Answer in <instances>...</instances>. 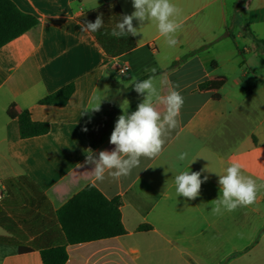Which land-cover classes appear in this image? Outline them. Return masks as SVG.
<instances>
[{
  "label": "crops",
  "instance_id": "obj_1",
  "mask_svg": "<svg viewBox=\"0 0 264 264\" xmlns=\"http://www.w3.org/2000/svg\"><path fill=\"white\" fill-rule=\"evenodd\" d=\"M12 1L38 23L0 47V237L13 241L0 242V264H43L41 250L64 242L57 210L89 184L121 199L127 232L68 244L65 264H264V188L252 205L212 213L216 173L232 163L264 184V84H244L251 57L264 52V0H170L181 9L178 44L169 47L148 22L132 36L135 47L117 56L95 35H110L134 11L132 0ZM98 15L99 31H81ZM150 76L162 95H182L178 127L129 176L95 180L87 156L114 149L118 117L144 99L132 84ZM69 83L75 91L65 106L39 103ZM94 95L104 98L100 110L86 111ZM13 104L48 122L49 132L21 138L8 115ZM187 170L208 177L191 200L174 183Z\"/></svg>",
  "mask_w": 264,
  "mask_h": 264
},
{
  "label": "clouds",
  "instance_id": "obj_2",
  "mask_svg": "<svg viewBox=\"0 0 264 264\" xmlns=\"http://www.w3.org/2000/svg\"><path fill=\"white\" fill-rule=\"evenodd\" d=\"M132 5L134 11L122 16L121 21L112 29L111 36L135 37L141 33L140 28L145 23L155 22L159 34L165 38L169 47L178 44L176 34L182 27L176 19L181 14L179 7L170 0H132ZM134 20L139 23V27L134 26ZM103 23L102 15H98L94 22L85 21L80 28L81 31L94 33L103 27ZM150 71L155 73L156 69L152 68ZM132 87L138 94L144 95V99L138 104L136 111L129 114L124 109L123 114L118 117L110 136V143L115 146L114 149L101 150L98 157L92 153L87 156L86 162L94 165L92 171L97 181H103L106 173L116 180L127 177L133 169L140 166L141 158L157 157L168 135L179 125L178 117L184 103L180 92L173 88L167 95H162L155 87L151 76L145 80L134 81ZM102 99L104 98L94 95L93 104L86 111L98 112ZM157 105L164 106L163 114L157 109ZM84 130L87 131L86 128ZM187 157L188 153L184 152L178 159L184 161ZM241 168L239 163H232L224 174L216 173L219 196L212 201L214 215L254 204L258 191L264 188V184L258 185L254 179L243 175ZM207 179V176L201 179V172L189 170L176 174L174 183L177 196L190 200L197 198L201 185Z\"/></svg>",
  "mask_w": 264,
  "mask_h": 264
},
{
  "label": "trees",
  "instance_id": "obj_3",
  "mask_svg": "<svg viewBox=\"0 0 264 264\" xmlns=\"http://www.w3.org/2000/svg\"><path fill=\"white\" fill-rule=\"evenodd\" d=\"M38 23V19L22 12L12 0H0V47L19 37ZM100 46L110 56H117L135 47L132 36L116 38L111 35H95ZM264 45V40H257ZM147 77V76H146ZM145 77L139 79L143 80ZM75 91V85H63L53 93L46 95L39 103L65 106ZM8 115L18 120L20 137L31 138L47 134L48 122L34 121L29 110H18L13 104ZM122 201L119 197L108 199L94 185L89 184L70 198L57 210L64 242L41 250L43 264H65L68 260L67 245L123 235L127 231L121 218ZM147 230L150 226H140ZM0 242H13L1 238ZM20 251L26 248L19 245Z\"/></svg>",
  "mask_w": 264,
  "mask_h": 264
},
{
  "label": "rangeland",
  "instance_id": "obj_4",
  "mask_svg": "<svg viewBox=\"0 0 264 264\" xmlns=\"http://www.w3.org/2000/svg\"><path fill=\"white\" fill-rule=\"evenodd\" d=\"M245 69L248 72V77L244 79V84H260L261 88L262 84H264V52L260 51L259 56L251 57V66ZM230 75L229 83L234 81L237 74L231 73ZM255 75H259L260 78Z\"/></svg>",
  "mask_w": 264,
  "mask_h": 264
},
{
  "label": "built area",
  "instance_id": "obj_5",
  "mask_svg": "<svg viewBox=\"0 0 264 264\" xmlns=\"http://www.w3.org/2000/svg\"><path fill=\"white\" fill-rule=\"evenodd\" d=\"M126 69H127V67H123V68H120L119 71L124 72Z\"/></svg>",
  "mask_w": 264,
  "mask_h": 264
}]
</instances>
